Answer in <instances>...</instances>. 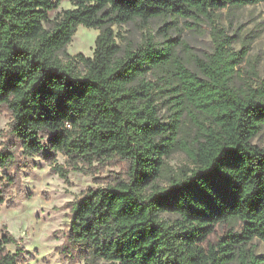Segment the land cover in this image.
<instances>
[{"label": "trees", "instance_id": "trees-1", "mask_svg": "<svg viewBox=\"0 0 264 264\" xmlns=\"http://www.w3.org/2000/svg\"><path fill=\"white\" fill-rule=\"evenodd\" d=\"M59 1L0 0V112L11 117L0 179L19 191L31 156L62 178L118 170L64 205L58 254L69 264H226L235 244L264 242V147L252 142L264 127V77L234 85L247 49L235 51L233 35L214 21L224 7L264 0H68L73 8L46 26ZM155 17L210 24L211 51L191 54L196 70L176 52L188 47L179 35L117 42L113 25ZM79 25L98 29L91 56L65 51ZM183 117L196 131L182 146L189 163L174 169L165 158ZM8 202L0 189V204ZM231 221L240 228L209 241ZM16 242L5 229L0 264H24V248H6ZM238 264H264V253Z\"/></svg>", "mask_w": 264, "mask_h": 264}, {"label": "rangeland", "instance_id": "rangeland-1", "mask_svg": "<svg viewBox=\"0 0 264 264\" xmlns=\"http://www.w3.org/2000/svg\"><path fill=\"white\" fill-rule=\"evenodd\" d=\"M73 8L68 0H60L57 6L48 12V26L63 10ZM215 23L229 35H233L232 47L235 51L242 48L247 53L237 66L233 83L235 86H245L257 83L264 77V1L245 4L243 6L224 7L215 12ZM117 42L123 46H135L147 36L161 42L164 38H175L177 35L187 44V48L178 45L176 52L188 68L196 70L191 54L204 56L212 49L210 24L206 20L195 24L189 18L160 19L152 18L146 26H140L137 20L121 25H113ZM98 29L79 25L70 42L65 46L68 54L83 53L91 56ZM256 72V74L254 73ZM170 111L160 103L159 114L162 119H169ZM11 120L8 111L0 112V144L4 140L3 133L8 129ZM195 126L183 117L182 124L176 136V145L165 158L168 165L174 169L189 160L182 146L193 141ZM252 142L264 147V127L252 138ZM65 156L58 153L56 162L65 163ZM29 167L21 171V184L18 191L15 186L6 187L5 179H0V189L7 190L8 203L0 204V236L7 229L17 239L16 243H7L6 248L15 251L16 247L24 248V264H69L56 251L68 230V209L64 205L78 196L90 186L103 184L109 170H118V166L109 167L108 171L98 174H84L71 170L66 178L50 170V165L40 156L27 157ZM240 224L236 221L223 222L215 226L209 241L214 243L228 230H238ZM264 253V242L253 238L233 246L234 258L226 264H238L240 256L249 253ZM74 264H84L83 261Z\"/></svg>", "mask_w": 264, "mask_h": 264}]
</instances>
